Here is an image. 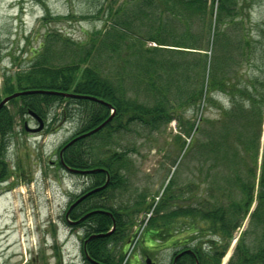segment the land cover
Returning a JSON list of instances; mask_svg holds the SVG:
<instances>
[{"label":"trees","instance_id":"1","mask_svg":"<svg viewBox=\"0 0 264 264\" xmlns=\"http://www.w3.org/2000/svg\"><path fill=\"white\" fill-rule=\"evenodd\" d=\"M252 1L247 0L246 3L243 0V4H239L238 0H128L135 7L124 10L122 14L126 17L123 19L118 14L120 12L113 11L109 15L112 19L110 26L105 27L104 24L103 28L89 34L85 46L89 43L90 47L85 52H82L86 47L81 42H74L70 37L61 38L62 35L57 33L60 39L47 34L40 51H34L36 62L28 70L14 76L11 86L10 77L4 79L0 101L1 93L8 96L18 91L48 90L93 97L109 105L61 95L34 94L17 98L23 101L24 112L31 111L41 118L45 117V108L56 100L58 104L65 105L60 120L71 118L68 107L78 105L83 119L75 136L99 126L109 118L111 110L114 112L111 120L100 131L77 140L62 153L63 163L69 168L77 171L104 169L103 172L87 173L92 184L89 189L102 186L106 175L109 177L103 190L82 200L68 215L78 220L91 213L79 223L87 228L84 231L87 238L107 233L115 222L112 234L94 237L87 242L85 249L90 261L86 260L84 253L86 264H112L115 260L111 247L126 242L125 236H122L125 233L121 229L126 230L133 223V215L150 207H143L142 201H139L133 213L121 214L112 210L113 207L108 204L118 191L126 187L124 172L131 165L127 150L118 151L114 148L113 136L128 132L135 126L149 133L159 132L170 121L185 118L182 115L186 110L194 113V117L190 116L194 119L188 117L183 122L187 125L186 129L182 124V131L187 136H195L183 154L187 158L195 156L196 161H201L198 164L205 166L197 170L205 188L190 190V186H185L190 196L199 194V199L191 201V204L180 201L176 216L186 218L184 223L190 226L191 241L209 234H215L226 241L221 249L216 246L203 253L199 249L201 254L194 250L198 264H219L232 232L241 225L254 204L253 215H264V77H244L239 72L242 63L247 62L251 58L250 53L255 50L251 45L250 34L244 31V23L249 22L248 3ZM135 22L140 26L136 28ZM199 23L203 28L198 38L192 29ZM174 29L181 37L178 35L175 39L172 35ZM147 41L170 49H146ZM56 42H62L63 49L80 50L62 68L51 65L56 54L53 48ZM210 44L212 55L207 60L206 53ZM177 49L188 50L186 53L191 54L204 53L201 83L197 87L191 86L188 89V86L177 85L171 89L170 85L178 82L176 78L171 79L170 84L160 82V74L164 72L171 78L181 67H200L197 63L189 66L182 59L173 60L172 54H180ZM165 51L169 55L161 59L154 55L155 52ZM104 54L106 57L103 61L100 57H104ZM225 60L230 69L224 73ZM235 64H238V68H235ZM141 90L145 96L144 101L140 98ZM217 98H224L228 107H220L215 122H209L202 111L214 104ZM207 124L213 125L214 134L210 133L205 139L197 137L199 133L205 134L202 125ZM12 127L13 118L4 106L0 109V181L10 175L8 170H3L2 165L8 145L6 137L12 133ZM191 186L197 187V184ZM172 189L170 178L154 207L148 228L152 231L160 230L158 233L151 232L149 238H168L171 205L175 203ZM228 191H236L235 197L230 199ZM96 209L103 212L92 213ZM183 264H195V258L186 256ZM228 264H264V232L255 249L250 250L244 239L241 240Z\"/></svg>","mask_w":264,"mask_h":264},{"label":"rangeland","instance_id":"2","mask_svg":"<svg viewBox=\"0 0 264 264\" xmlns=\"http://www.w3.org/2000/svg\"><path fill=\"white\" fill-rule=\"evenodd\" d=\"M23 1L0 0V92L3 91L5 78L10 77L11 86L14 83V76L28 70V67L36 62L37 57L34 56V51H40L47 34L57 39H60L57 34L62 35L61 38L70 37L74 42H81L85 46L89 34L100 30L104 24H106L105 27L111 25L112 19L109 15L113 11L120 12L118 14L123 19L126 17L122 14L123 11L135 7L130 5L128 0H26V4H22ZM238 1L239 4H243V0ZM248 9L249 22L244 23V31L250 34L251 45L253 44L255 50L250 53L251 58L242 63L239 72L244 77L263 78L264 0H253L250 4L248 3ZM135 13L137 14V8ZM134 25L137 28L139 23L135 22ZM196 27L192 29V32L198 37L203 26L199 23ZM177 32L176 29L172 31L175 39L178 35L181 37L179 32L176 34ZM204 42L205 37L202 43ZM209 43H211L210 39ZM62 44V42H56L53 46L56 54L51 60V65L55 68L67 66L73 59V55L80 52V50L63 49ZM85 47L82 52H85L90 44L88 43ZM156 47L170 49L150 41L146 42L144 48L155 49ZM211 47L210 44L209 51L206 53L207 60L212 55ZM173 49L176 50V48ZM177 50L180 54H172L173 60L182 59V62H187L189 66L197 63L200 67L194 69L181 67L171 78L164 72L160 74V82L170 84L171 79L176 78L178 82L172 83L171 89L177 85L188 86V89L191 86L197 87L201 83L200 72L205 63L204 51H200L203 53L200 55L186 53L188 50L185 49ZM165 52H162L164 54L155 52L154 55L161 59L164 55H169L168 51ZM105 57L104 54V57L100 58L104 61ZM226 63L225 60L224 73L230 69L229 64L226 66ZM235 68H238V64H235ZM1 96L6 97L4 93H1ZM140 98L142 101L145 100L142 90ZM223 99H215L214 104H210L202 111V115L209 119V122L214 121L218 116L220 107H228V102ZM22 103L21 99H16L6 105L13 118V127L12 133L6 137V140L10 138L9 150L6 152L4 165H2L3 170H8L11 176L6 182L0 183V264H86L82 251V241L86 233L78 226H72L70 221L73 219H66L65 216L73 200L89 189L92 184L89 178L68 173L53 164L57 163L58 150L75 136L81 124L83 119L80 114L81 108L78 105H70L68 109L72 117L60 120L61 110L65 105L58 104L57 100L52 102L53 104L48 107L50 109L45 108L43 118L47 123V131L37 132V134L23 130L24 121H27L28 128L36 127V123L24 112ZM191 115L194 117L192 111L186 110L182 115L185 118L181 116L180 118L183 119L170 121L162 126L159 132L149 133L135 126L128 132L113 136L114 148L118 151L127 150L131 165L124 172L127 179L126 187L118 191L112 197V201L107 203L113 207L112 210H117L121 214L133 213L134 208L137 207L136 202L139 201H142L143 207H150L133 215V223L129 224L126 230L121 229L125 233L122 236H125L126 242L125 244L119 242L111 247L112 249L110 248L115 260L112 264H140V262L142 264L144 253L150 259L155 257L159 264H169L174 248L169 246L167 238H146L143 234L150 227V214L154 215V207L159 202L170 178L173 182L172 192L175 203L181 201V203L191 204V201L199 199V194L190 196V191H187L185 186H190L188 187L190 190L205 188L202 176H198L197 172L201 166L198 163L201 161H196L195 156L187 158L183 154L185 147L189 146L195 136V134L187 136L182 131L183 127L181 128L184 121L189 118L194 119L190 117ZM186 126L184 124L185 129ZM212 127V124L202 125L205 134L199 133L196 136L205 139L210 133L213 135ZM262 144L263 139L260 142V148ZM258 162L260 163V159ZM195 184L197 187L191 186ZM228 194L232 199L236 191H228ZM177 198H180L178 202ZM255 205L243 218L241 225L232 232L226 244V252L219 264H228L235 247L238 243L241 244V240L244 239L250 250L255 249L259 243L264 232V215H253ZM184 220L186 218L174 221L173 227L177 229L179 226L184 229L185 236L189 238L191 231ZM111 230L110 227L109 231ZM113 232L114 230L110 234ZM147 237L150 236L147 234ZM150 240L156 241L153 243L157 244L158 252L145 251L147 249H144V245H147V242L152 243L149 242ZM194 242L197 243H194L192 251H198L200 247L201 253L216 246L221 249L226 243L215 234L201 235Z\"/></svg>","mask_w":264,"mask_h":264},{"label":"flooded vegetation","instance_id":"3","mask_svg":"<svg viewBox=\"0 0 264 264\" xmlns=\"http://www.w3.org/2000/svg\"><path fill=\"white\" fill-rule=\"evenodd\" d=\"M30 118V120L32 119V120H34L33 118H31V117H29ZM35 121V120H34ZM27 123V121H24V125H23V129H27V130H32V129H35L36 127H34V128H27V127H25V124ZM37 124V123H36ZM46 127H47V123H43V129H42V132L43 131H45V129H46ZM56 164V162L54 163V165ZM81 195L82 194H80L79 195V197H81ZM75 201V200H74ZM73 201V202H74ZM72 202V203H73ZM181 206V203H173L172 205H171V218H170V221H171V225H170V228H169V230H168V238L166 239V241H168V243H169V246L170 247H173L174 249H173V252H172V254H171V256H170V262H169V264H183L184 263V261H185V259H186V256H189V257H194L195 258V264H198V260H197V258L195 257V253H194V251H192V249L191 248H193L194 247V241H191L189 238H187L186 236H185V230L184 229H181V228H179V226H178V228L177 229H174V227H173V222L174 221H181L182 220V217H179V216H176V210H177V208H179ZM67 219H69V217H67ZM75 220L73 219V221L72 222H74ZM71 221H70V223H72ZM180 224V223H179ZM72 226H74V225H72ZM190 228V226H188V229ZM160 230V229H159ZM159 230H156V231H152L151 229L150 230H147L144 234H143V236L144 237H146V238H149V237H147V234L150 236V234H151V232L152 233H158V231ZM190 230V229H189ZM177 235V236H176ZM178 236L180 237V238H178ZM85 241V240H84ZM149 242H152V243H148L147 242V245L145 244L144 245V249H147V250H145V251H148V253L150 252H158L159 251V249H157L156 248V246H157V244H155V243H153V242H156V241H149ZM193 243V244H192ZM197 243V242H196ZM87 244V243H86ZM190 245L192 246V247H190ZM85 247V246H84ZM199 249H200V247H199ZM200 250H202V248L200 249ZM143 262H142V264H159V263H157L156 262V260H155V257L153 258L152 257V259H150V258H148V255L147 254H143ZM140 264H141V262H140Z\"/></svg>","mask_w":264,"mask_h":264},{"label":"water","instance_id":"4","mask_svg":"<svg viewBox=\"0 0 264 264\" xmlns=\"http://www.w3.org/2000/svg\"><path fill=\"white\" fill-rule=\"evenodd\" d=\"M34 94H42V95H61V96L66 97V98L89 99V100H92V101H98V102H100V103H103V104L107 105L106 103H104V102H102V101H100V100H98V99H96V98L88 97V96H81V95H76V94L61 93V92H54V91H45V90H27V91H22V92H16V93H14V94H12V95L7 96L6 98H4V99L0 102V108H1L2 106H4L8 101H10V100H12V99H15V98L20 97V96L34 95ZM107 106H109V105H107ZM30 115L33 116V117L39 122V128L36 130V131H39V130L42 128V121H41V119H40L39 117H37V116H36L34 113H32V112H30ZM109 120H110V117H109L105 122H103L100 126H98V127H96L95 129H93V130L87 132L86 134H83V135H81V136H79V137L73 139V140H72L71 142H69L66 146L71 145L73 142H75V141H76L77 139H79V138H82V137H85V136H89V135H92V134L96 133L97 131H99L100 129H102V128L106 125V123H107ZM66 170L69 171V172H75V170H71V169H68V168H66ZM98 171H101V169L91 170V171H89V173H92V172H98ZM105 186H106V184H105L104 186H102L101 188H103V187H105ZM101 188H99V189H101ZM99 189H96V190H94V191H92V192H89L87 195H89V194H91V193H93V192H95V191H98ZM87 195H85V196H83L82 198H80V199L78 200V202L81 201V200H82L84 197H86ZM78 202H76V203H78ZM76 203H75V204H76ZM85 217H86V216H84V218H85ZM113 227H114V225H113ZM110 233H111V232H108V233H105V234H102V235L107 236V235H109ZM97 236H101V235H97ZM94 237H96V236H94ZM90 238H91V237H90ZM90 238H89V239H90Z\"/></svg>","mask_w":264,"mask_h":264}]
</instances>
